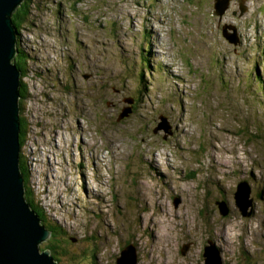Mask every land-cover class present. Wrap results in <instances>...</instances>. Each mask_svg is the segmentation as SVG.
<instances>
[{
	"label": "rangeland",
	"instance_id": "1",
	"mask_svg": "<svg viewBox=\"0 0 264 264\" xmlns=\"http://www.w3.org/2000/svg\"><path fill=\"white\" fill-rule=\"evenodd\" d=\"M34 1L21 157L63 228L58 264H117L131 245L137 264H206V246L264 264V0L222 16L216 0Z\"/></svg>",
	"mask_w": 264,
	"mask_h": 264
},
{
	"label": "water",
	"instance_id": "2",
	"mask_svg": "<svg viewBox=\"0 0 264 264\" xmlns=\"http://www.w3.org/2000/svg\"><path fill=\"white\" fill-rule=\"evenodd\" d=\"M24 0H0V264H58L50 249L40 244L50 239L52 232L41 221L25 197V178L21 170L20 110L19 97L23 71L13 63L18 53V30L13 24V13ZM230 0H216L213 14L222 16ZM244 12V9H242ZM227 27H224V30ZM223 30V31H224ZM230 40L231 36L223 32ZM233 36V35H232ZM236 41V40H235ZM131 104L134 99L129 97ZM133 110L129 105L121 117ZM164 121L162 127L169 129ZM241 181L236 192V203L244 216H250L252 205L250 187ZM223 215L229 213L225 201L220 202ZM219 248L206 246V264H224ZM134 245L123 248L117 264H137Z\"/></svg>",
	"mask_w": 264,
	"mask_h": 264
},
{
	"label": "trees",
	"instance_id": "3",
	"mask_svg": "<svg viewBox=\"0 0 264 264\" xmlns=\"http://www.w3.org/2000/svg\"><path fill=\"white\" fill-rule=\"evenodd\" d=\"M33 3H35L34 0H24L22 4L17 8V10L13 13L12 19L13 24L18 30V41H17V48L18 53L13 59V63H15L22 71V80L26 76V71L28 70V57L29 54L24 51L22 47H20L21 38H20V28L26 24L31 17V11L33 7ZM260 80V78H259ZM21 97H26V84L23 83L20 88ZM20 125H21V131H20V142H21V148L24 142V136L27 131L26 126V119L20 115ZM21 170L25 178V197L26 200L30 203L31 207L36 210V212L41 217L42 223L51 230L52 235L50 239L46 242L44 248L50 249L51 253L53 254L55 260L58 259L56 254L63 253L61 248V241L60 238L64 235L63 228L60 224L57 222L48 219L45 216V213L43 211V208L38 205V203L35 202L34 192L30 190L29 184L27 182V172H28V165L21 157Z\"/></svg>",
	"mask_w": 264,
	"mask_h": 264
}]
</instances>
